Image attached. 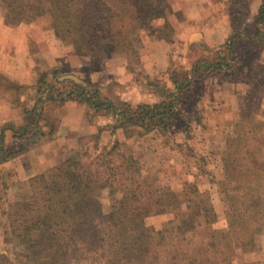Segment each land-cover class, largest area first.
Segmentation results:
<instances>
[{
  "label": "trees",
  "instance_id": "1",
  "mask_svg": "<svg viewBox=\"0 0 264 264\" xmlns=\"http://www.w3.org/2000/svg\"><path fill=\"white\" fill-rule=\"evenodd\" d=\"M45 1L56 35L62 40L69 37L77 52L99 63L115 54H136L142 44L141 32L152 20L165 18L166 0H0L4 23L14 26L40 18L46 12ZM237 3L232 1L229 16H238L234 13ZM252 24V31L243 34L231 20L232 32L220 46L217 60L192 55L195 62L189 71L171 72L174 88L161 101L135 106L116 103L101 97L98 90L90 92L73 82L63 95L55 85L67 81L48 84L41 77L34 105L26 110L31 113L28 123L0 128L2 163L23 153L34 143L32 137L43 133V127L49 136L54 134L57 125L46 115L47 104L55 103V107L75 99L115 118L113 129L128 133L130 127L158 128L165 133L181 111L180 99L194 91L191 86L198 73L202 80L217 73L223 82L245 83L248 90L239 120L226 139L225 178L219 182L228 203L227 228L214 227L217 214L208 194L195 183L185 182L179 192L165 191L145 175L133 155L119 150L118 141L100 147L96 135L95 150H71L24 182V191L7 212L10 234L21 249L12 259L0 249V264H233L238 248H252L256 234L264 230V121L259 120L264 90L257 86L256 69L237 70L233 57L240 40L264 47V0ZM172 32L164 21L157 38L168 39ZM51 72L55 77L58 74L56 69ZM6 130L12 137H26L25 144L5 148ZM103 190L109 200L107 212L100 200ZM153 215L167 216L165 223L149 225Z\"/></svg>",
  "mask_w": 264,
  "mask_h": 264
},
{
  "label": "rangeland",
  "instance_id": "2",
  "mask_svg": "<svg viewBox=\"0 0 264 264\" xmlns=\"http://www.w3.org/2000/svg\"><path fill=\"white\" fill-rule=\"evenodd\" d=\"M232 1H229L228 13L231 11ZM261 1L249 0L245 6L246 0H238L234 9V13H237L238 16H229V23L233 20L238 30H241L243 34H249L252 31V22ZM175 3H177V0H166L165 18H163L173 29V32L169 33L168 39L164 40L169 44H175L171 63L166 71H160L156 67L157 30L164 24V21L161 20L162 18L152 20L147 30L141 32L142 44L138 47L136 54H115L101 63H99L98 59L93 62L89 55H82L77 52L69 37L66 40H62L56 35V29L48 11L49 4L47 1H45L44 5L46 12L34 21L23 22L14 26L6 25L3 20L4 11L1 7L0 19L3 22V26L5 24L7 27L16 28L14 35H17L18 38V48L24 44L23 47L29 51L37 79L44 77L48 84H55V81H62L58 79L60 76L73 74L85 83V85H77L88 91L98 90L101 97L108 98L116 103L125 101L135 106L142 103L151 104L164 99L168 90L174 88V84L170 79L171 72L189 71L195 62V58H192V55H196L199 59H204V61L214 62L221 55L220 46L204 48L201 44L186 43L183 39L179 41V36L183 33L181 24H183L184 20L182 13L175 11ZM3 26L2 28L4 29ZM238 45L237 53L233 57L234 63L238 64L237 70H247L249 67L255 68L259 74L256 79L257 86L261 88L260 90H264V62L260 61L261 59H258L259 55L256 54L261 48L258 47L257 43L245 40H240ZM73 55L76 56V59L72 58ZM47 58H54L61 64L57 67H47ZM79 62L82 63L81 69L77 67ZM52 69L58 71L56 77L51 72ZM198 74V77L193 82L194 84L191 86L194 91L180 99L178 109L181 111L177 114L173 127L165 133L158 128L147 131L142 127H130L128 128V133L124 132L122 128L113 129L116 124L115 118L105 115L103 111L95 112L86 106L87 117L91 122L101 118L100 120L104 123L99 126V130L104 127L110 131L107 145H112L115 141H118L119 150L133 155L140 162L145 175L153 179L163 190L179 192L185 182L195 183L200 191L208 194L210 203L217 214V221L214 223V227L225 229L227 228L225 211L228 203L224 200L219 187V182L225 178L223 155L226 149V139L228 135L232 134L234 124L239 120V111L244 104V95L248 89L238 99V102L226 100L227 96L224 95L228 94L226 93L227 90L224 93H220L218 100L224 98L223 104L219 107L220 114L218 112L214 114L219 108L206 100L207 94H212L213 91H211V87L207 88L205 81L209 75L218 74L210 73L203 80L201 72ZM216 75H212V77ZM259 78L263 80L259 81ZM216 79L220 80L219 75L216 76ZM63 80L67 82L63 85L55 86L65 95L72 88L70 82L73 81L69 79ZM218 82L222 83L221 80ZM73 83L76 84L75 82ZM0 85L8 90L10 89V98L12 100H14L16 91L19 94L21 93L19 85L10 83L1 76ZM38 85L36 84L32 92L35 96L33 98L38 96L35 92V89L39 87ZM125 90L132 91L133 95L135 94L134 98L128 99L119 94V92ZM137 93L142 95L137 96ZM67 101L84 104L75 99ZM54 105L55 103L47 104L44 110H46V115L57 125L63 109L55 112ZM261 105L263 110L261 115L259 114V120L263 119L264 121V97L261 100ZM30 107L29 105L28 108ZM28 114L30 118L31 113ZM11 134L12 132H8V135H6L3 143L5 148L11 147L15 149L21 144H25L26 137L15 138ZM96 135L99 136L98 133L82 136L78 147L71 150L81 149L82 147L95 150L93 144L96 141L94 138ZM36 138L37 136H34L32 140ZM97 142L100 147L106 146L101 145L100 137H98ZM261 148V157L264 159V142ZM71 150H58L59 155L54 160L53 165ZM24 182L18 186L17 195L19 196L24 191ZM100 200L103 211L107 212L109 210L107 190L101 192ZM12 202L5 201L0 204V249L6 250L8 257L11 259L21 249V246L17 245L12 239L9 229L7 212ZM166 218L167 216L165 215H153L150 218L149 225L157 227L164 224ZM246 263L264 264V230L256 234L252 248L237 249L233 264Z\"/></svg>",
  "mask_w": 264,
  "mask_h": 264
},
{
  "label": "crops",
  "instance_id": "3",
  "mask_svg": "<svg viewBox=\"0 0 264 264\" xmlns=\"http://www.w3.org/2000/svg\"><path fill=\"white\" fill-rule=\"evenodd\" d=\"M229 1L231 2V0H177L174 4L175 11H180L184 20L181 24L183 33L179 36V41L183 39L186 43L201 44L209 48L223 45L232 32L227 9ZM161 20L164 21L163 18ZM1 22L0 19V76L10 83L19 85L21 93L16 91L12 100L10 89L0 85V128L8 123L20 127L28 123L29 114L26 110L34 105L35 98L32 92L38 79L35 76L29 51L23 47L24 44L18 48V38L14 35L16 28L7 27L5 24L3 26ZM174 45V43H167L164 39H157L156 67L158 70L166 71L169 67ZM256 54L259 55L258 59L264 62V47ZM72 58L76 59V56L73 55ZM60 64L61 62H57L54 58H47V67H57ZM77 67L81 69L82 63H77ZM212 75L216 74L209 75L207 82L205 81L207 88L211 87L213 91L212 94H207L206 100L210 104L213 103L215 107L219 108L223 104L224 98L218 100V97L225 90L228 93L224 95L227 96L226 100L238 102L248 89V85L242 82L221 81L220 83L218 82L220 80L216 79L218 75L214 77ZM121 92L119 94L128 99L135 96L130 90ZM138 93L137 96L142 95ZM29 105L30 108H28ZM54 110L55 112L62 110L63 113L59 116L56 131L52 136H49L47 128L43 127L41 133L44 134L38 135L34 143L29 145L23 153L0 163V204L17 200L20 183L51 167L59 155L58 150L77 148L82 136L99 133L101 145H107L110 131L106 128L99 130V126L104 123L100 120L101 118L94 122L88 119L86 105L65 101L55 106ZM217 112L220 114V108L214 114ZM8 132L11 131L4 132V142Z\"/></svg>",
  "mask_w": 264,
  "mask_h": 264
},
{
  "label": "water",
  "instance_id": "4",
  "mask_svg": "<svg viewBox=\"0 0 264 264\" xmlns=\"http://www.w3.org/2000/svg\"><path fill=\"white\" fill-rule=\"evenodd\" d=\"M59 79L60 80L69 79V80H72L73 82H75L76 84L85 85V83L80 78H78L77 76H75L73 74H64V75L60 76Z\"/></svg>",
  "mask_w": 264,
  "mask_h": 264
}]
</instances>
